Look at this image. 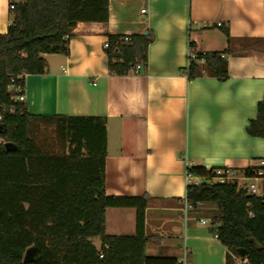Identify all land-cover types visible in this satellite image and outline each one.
Segmentation results:
<instances>
[{
    "label": "crops",
    "instance_id": "obj_1",
    "mask_svg": "<svg viewBox=\"0 0 264 264\" xmlns=\"http://www.w3.org/2000/svg\"><path fill=\"white\" fill-rule=\"evenodd\" d=\"M10 1L0 0V34L11 23ZM145 32L153 41L143 71L109 75L107 36ZM72 33L68 56L43 55L46 72L25 76L27 113L106 119L105 195L147 197L146 256L240 262L209 232L214 204H199L184 218L186 169H229L240 183L252 168L261 174L254 180H264V139L245 131L264 95V0H109L106 23H77ZM190 42L197 53L226 52L227 80L187 79ZM47 127L57 145L48 154H67L43 121L31 122L28 137L42 150L32 135ZM135 218L134 209H106V235L134 236Z\"/></svg>",
    "mask_w": 264,
    "mask_h": 264
},
{
    "label": "trees",
    "instance_id": "obj_2",
    "mask_svg": "<svg viewBox=\"0 0 264 264\" xmlns=\"http://www.w3.org/2000/svg\"><path fill=\"white\" fill-rule=\"evenodd\" d=\"M109 0H11V23L0 34V264H22L25 251L35 248L31 264H177L175 258L148 257L144 218L147 197H108L104 187L106 119L104 117H33L24 102L25 76L43 75V55L68 56V42L77 23H106ZM228 37V29L223 28ZM108 35L103 46L111 76L123 77L137 67L145 68L152 33ZM188 80L207 75L227 80L226 52L197 53L189 43ZM202 61L204 74L199 69ZM256 118L245 131L264 139V95L257 103ZM34 120L54 126L68 153L45 154L28 137ZM5 143L15 150L6 152ZM215 169L187 167L200 178L187 184L186 200L196 208L212 203L216 212L209 232L227 250L264 264V180L262 197L249 195L238 181L214 182ZM256 169L242 171L257 178ZM108 208L134 209L135 235L105 233ZM99 240V248L94 240ZM239 250L246 253L242 257ZM228 260V258H227Z\"/></svg>",
    "mask_w": 264,
    "mask_h": 264
},
{
    "label": "built area",
    "instance_id": "obj_3",
    "mask_svg": "<svg viewBox=\"0 0 264 264\" xmlns=\"http://www.w3.org/2000/svg\"><path fill=\"white\" fill-rule=\"evenodd\" d=\"M9 9H10V7H9ZM141 12L144 13V10ZM217 26H220V24H218ZM127 41H129V38L128 37L124 38V42H127ZM189 56L191 57V59H194V55L188 54V57ZM139 69H140V67L136 68V70H139ZM18 101L23 102V96L19 97ZM231 174H232V172L229 169H215V171H214L215 178L213 179V181L219 182V183H230L233 181H238V179L233 177ZM258 176H261V174L259 173ZM253 179H256V178H253ZM186 180H187V184H199L202 181V179L191 177L187 173H186ZM244 189L249 195L259 197V198L262 197L263 190H262L261 194H255L253 185L250 186V190H251L250 192L248 191V189H246V188H244ZM193 209H194L193 206L185 198L184 204H183V216L185 219L187 218L188 214L191 211H193ZM214 236L217 238L216 234ZM246 263H247V260L242 259L240 262H238L236 264H246ZM177 264H192V263L190 261H188L186 257H184L183 260Z\"/></svg>",
    "mask_w": 264,
    "mask_h": 264
},
{
    "label": "rangeland",
    "instance_id": "obj_4",
    "mask_svg": "<svg viewBox=\"0 0 264 264\" xmlns=\"http://www.w3.org/2000/svg\"><path fill=\"white\" fill-rule=\"evenodd\" d=\"M53 131L50 129V127H47L46 129H43V131L39 132L37 135H32V138H34L38 145L42 148L43 152L46 154L51 152H56V144H55V137L52 133ZM59 146V145H58ZM233 177H237L236 174H231ZM239 177V175H238ZM244 178V177H243ZM254 186V192L255 194H261L263 190V180L262 179H243L240 180L239 187H243L248 189L250 192V186Z\"/></svg>",
    "mask_w": 264,
    "mask_h": 264
},
{
    "label": "water",
    "instance_id": "obj_5",
    "mask_svg": "<svg viewBox=\"0 0 264 264\" xmlns=\"http://www.w3.org/2000/svg\"><path fill=\"white\" fill-rule=\"evenodd\" d=\"M144 36L147 35V32L143 33ZM141 71H143V69H140ZM2 133V126L0 125V135ZM4 149L6 152H11L15 150V146L11 143H5L4 144ZM239 253L241 254L242 257H246V253L243 250H239ZM34 255H35V248L34 247H30L28 248L22 258V264H31L34 261Z\"/></svg>",
    "mask_w": 264,
    "mask_h": 264
}]
</instances>
